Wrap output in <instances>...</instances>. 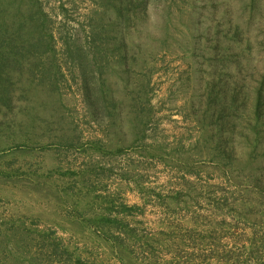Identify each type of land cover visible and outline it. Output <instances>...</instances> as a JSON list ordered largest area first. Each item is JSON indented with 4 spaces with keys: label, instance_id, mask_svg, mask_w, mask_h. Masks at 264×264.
<instances>
[{
    "label": "rangeland",
    "instance_id": "rangeland-1",
    "mask_svg": "<svg viewBox=\"0 0 264 264\" xmlns=\"http://www.w3.org/2000/svg\"><path fill=\"white\" fill-rule=\"evenodd\" d=\"M249 1L0 0V264H264Z\"/></svg>",
    "mask_w": 264,
    "mask_h": 264
},
{
    "label": "trees",
    "instance_id": "trees-1",
    "mask_svg": "<svg viewBox=\"0 0 264 264\" xmlns=\"http://www.w3.org/2000/svg\"><path fill=\"white\" fill-rule=\"evenodd\" d=\"M131 2H133V0H130ZM249 8L247 11V14H249L248 20L247 21H251L253 19V14H258L259 10H260V6H261V0H250L249 1ZM149 4V0H136V5L137 7H139V11H141L142 13H145L147 10V6ZM251 14V15H250ZM248 23V22H247ZM246 23V25H247ZM1 29V28H0ZM6 39L4 38L3 35L0 34V46L2 44H5L7 42H5ZM12 41V40H10ZM9 41V42H10ZM8 42V43H9ZM27 44H29L30 46H32L33 42L32 40H30V38L27 40ZM218 55V54H216ZM217 62H219L217 60ZM8 65L10 64L9 62H6ZM7 64L2 65V71H4L5 68L9 67ZM264 64V63H263ZM0 66H1V62H0ZM2 78V77H0ZM2 79H0L1 81ZM221 92L224 93V88H221ZM254 102H253V114L256 116L257 122L259 119H262L264 117V76L261 79L260 83L257 84V87L254 89ZM233 95H237V94H233ZM0 100L4 103V104H10V98L9 97H0ZM230 100H232L231 105L226 102H224V95H220L217 97V104H216V108H215V112L219 115H222L224 113V111L226 110L225 107H227V109H229L230 111H232V115L237 112L238 107L235 109L234 105H235V101L238 100V96H233ZM264 126V123H263Z\"/></svg>",
    "mask_w": 264,
    "mask_h": 264
}]
</instances>
